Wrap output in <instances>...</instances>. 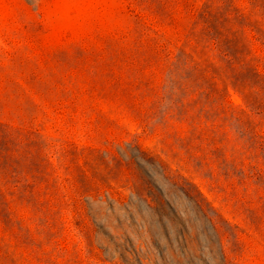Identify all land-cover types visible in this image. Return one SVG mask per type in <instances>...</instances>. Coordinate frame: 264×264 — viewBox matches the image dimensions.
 I'll use <instances>...</instances> for the list:
<instances>
[{"label":"rangeland","instance_id":"374dc122","mask_svg":"<svg viewBox=\"0 0 264 264\" xmlns=\"http://www.w3.org/2000/svg\"><path fill=\"white\" fill-rule=\"evenodd\" d=\"M0 264H264V0H0Z\"/></svg>","mask_w":264,"mask_h":264},{"label":"bare ground","instance_id":"6f19581e","mask_svg":"<svg viewBox=\"0 0 264 264\" xmlns=\"http://www.w3.org/2000/svg\"><path fill=\"white\" fill-rule=\"evenodd\" d=\"M164 257V256H163ZM163 259V258H162ZM167 260V259H166ZM167 263V262H166Z\"/></svg>","mask_w":264,"mask_h":264}]
</instances>
